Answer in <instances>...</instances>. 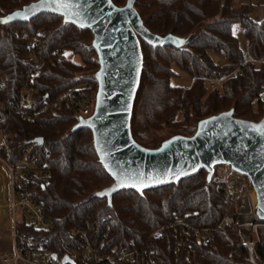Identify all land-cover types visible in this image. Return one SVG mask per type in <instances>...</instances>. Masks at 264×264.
Masks as SVG:
<instances>
[{
	"label": "trees",
	"instance_id": "trees-1",
	"mask_svg": "<svg viewBox=\"0 0 264 264\" xmlns=\"http://www.w3.org/2000/svg\"><path fill=\"white\" fill-rule=\"evenodd\" d=\"M36 1L0 0V79L8 78V85L0 89V130L11 133L16 149L13 160L34 146L32 157L41 165L47 162L50 169L44 186L27 191L51 207L49 227L34 230L23 216L20 231L26 233L28 240L41 243L51 255L75 258L80 242L73 230L80 219H89L99 231L103 221L110 220L111 245L118 247L131 238L143 243L171 220L174 212L191 213L200 227H218L224 190L215 179L207 181V170L201 169L177 185L150 190L142 196L135 191H122L108 206L107 199L96 194L114 182L99 162L92 131L86 128L73 132L78 120L75 106L64 103L55 112L23 120L22 91L35 89L36 106L40 107L85 82L95 85L94 97L98 88L95 75L100 64L91 31L65 24L63 17L52 13L41 14L28 23L3 24L8 14ZM112 1L123 7L128 0ZM234 2L136 1V9L151 32L189 39L182 48H154L142 41L145 68L132 119L137 142L155 148L175 135L192 136L200 121L231 110L237 119L245 121L260 122L264 118V100L254 108L264 92V19L251 18L253 4L235 8ZM237 23L248 40V56L234 35ZM24 33L29 39L23 38ZM210 52L224 54L227 63H215ZM245 60L258 62H250L235 73L236 64ZM174 67L193 78L191 87L172 86L171 78L177 75ZM210 79L223 81L212 88L207 84ZM37 139H43L44 144H35ZM46 151L51 158L47 159ZM260 237L257 249L264 258V234L260 233ZM240 243L236 227L226 233L218 229L213 244L197 246L198 264H251L247 249ZM173 250L171 241L166 252L168 262L179 264Z\"/></svg>",
	"mask_w": 264,
	"mask_h": 264
},
{
	"label": "water",
	"instance_id": "water-1",
	"mask_svg": "<svg viewBox=\"0 0 264 264\" xmlns=\"http://www.w3.org/2000/svg\"><path fill=\"white\" fill-rule=\"evenodd\" d=\"M137 0L123 7L112 0H38L8 14L3 24L28 23L45 13L63 17L93 34L99 70L95 109L73 132L90 129L94 147L113 185L96 196L107 199L126 190L145 192L177 185L201 169L213 180L214 167L231 165L247 175L256 194V214L264 222V118L251 122L235 117V111L208 117L198 123L192 136L175 135L155 148L137 142L132 119L144 73L142 41L154 48H182L188 38L160 36L151 32L136 9ZM35 144L42 146L43 139ZM57 261L58 256L52 255ZM62 264H73L65 256Z\"/></svg>",
	"mask_w": 264,
	"mask_h": 264
},
{
	"label": "built area",
	"instance_id": "built-area-1",
	"mask_svg": "<svg viewBox=\"0 0 264 264\" xmlns=\"http://www.w3.org/2000/svg\"><path fill=\"white\" fill-rule=\"evenodd\" d=\"M24 39L29 35L24 33ZM36 43L37 39L34 38ZM253 60L240 61L236 64L235 73ZM223 80H208L210 87L221 85ZM8 85V78L0 79V89ZM95 85L85 82L68 89L63 95L55 98L40 107L36 106L35 89L22 91L25 103L24 121H31L42 113L55 112L62 104L75 106L78 120L87 121L94 113L96 93ZM264 100V92L254 103ZM31 110L33 112H31ZM76 124V125H77ZM0 164L9 175L10 197L4 202L8 204V220L11 222L10 238L11 250L7 253L0 247V264H62L63 258L57 261L47 252L41 243L28 240L26 233L20 231L23 216L26 224L34 230L42 231L49 227V214L52 209L42 201L36 200L27 191L37 190L44 186L50 178L49 164H39L32 157L34 146H29L13 160L16 149L11 133L8 129L0 130ZM47 159L51 158L49 151L45 153ZM213 179L223 187L224 198L222 203V219L218 227H200L194 223L189 212L179 214L174 212L171 220L153 231L143 243L134 238L129 239L123 247L111 245L113 228L110 220H104L102 230H97L89 219H80L79 225L74 228L75 237L80 242L79 249L73 264H169L167 247L171 244L175 261L179 264H198L199 254L197 246H208L215 242V233L218 229L227 232L230 227H236L241 235L240 245L247 249V257L251 264H264V258L258 252L261 242L260 233L264 223L256 214L257 203L254 204L252 194L254 189L247 175L237 172L231 165L222 164L214 167ZM2 204V205H4ZM256 219V220H254ZM261 230V231H260ZM170 235V236H168ZM232 243L233 240H231ZM2 241H0L1 245ZM166 257V258H165Z\"/></svg>",
	"mask_w": 264,
	"mask_h": 264
},
{
	"label": "rangeland",
	"instance_id": "rangeland-1",
	"mask_svg": "<svg viewBox=\"0 0 264 264\" xmlns=\"http://www.w3.org/2000/svg\"><path fill=\"white\" fill-rule=\"evenodd\" d=\"M246 4L248 5L253 4L255 6L252 10L251 18L264 19V0H255L254 2H250L248 0H235L234 2L235 8H240L242 5H246ZM234 35L238 38L241 50L244 53V55L248 56V40L244 35V29L241 26V24L237 23L234 25ZM210 55L213 58L214 62L217 64L224 65L227 63L224 54H217L214 52H210ZM174 70L176 71L177 75L171 78L172 86L180 87V88H189L192 86L193 78L189 74L179 70L177 67H174ZM162 138H164V135H162ZM0 142H1V134H0ZM7 206L8 204L6 205L0 204V226L2 225V223L4 224V220L8 214V209H6ZM258 222L264 223L261 221ZM10 227H11V222L7 220L5 223V229L3 228L4 239L1 240L2 243L0 245V247H2V249L5 250L7 253L10 252L12 247L11 238H10V229H9ZM262 232L264 234V228L262 229Z\"/></svg>",
	"mask_w": 264,
	"mask_h": 264
},
{
	"label": "crops",
	"instance_id": "crops-1",
	"mask_svg": "<svg viewBox=\"0 0 264 264\" xmlns=\"http://www.w3.org/2000/svg\"><path fill=\"white\" fill-rule=\"evenodd\" d=\"M10 197V182L9 175L5 168L0 164V204H4ZM9 216L7 214L4 224L0 226V241L3 240V231L5 229V223L8 220ZM4 228V229H3Z\"/></svg>",
	"mask_w": 264,
	"mask_h": 264
},
{
	"label": "bare ground",
	"instance_id": "bare-ground-1",
	"mask_svg": "<svg viewBox=\"0 0 264 264\" xmlns=\"http://www.w3.org/2000/svg\"><path fill=\"white\" fill-rule=\"evenodd\" d=\"M251 196H252V200H253L254 204H256L257 203V200H256V194H255V192ZM254 220H256V219H254Z\"/></svg>",
	"mask_w": 264,
	"mask_h": 264
}]
</instances>
